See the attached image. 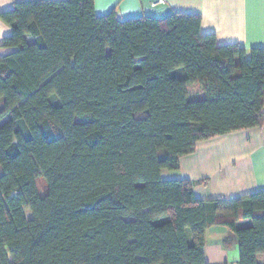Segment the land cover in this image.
<instances>
[{
	"label": "trees",
	"instance_id": "trees-1",
	"mask_svg": "<svg viewBox=\"0 0 264 264\" xmlns=\"http://www.w3.org/2000/svg\"><path fill=\"white\" fill-rule=\"evenodd\" d=\"M0 16V264H221L205 256L213 224L259 264L264 188L202 199L162 170L264 125V46L218 44L198 13L119 18L94 0Z\"/></svg>",
	"mask_w": 264,
	"mask_h": 264
},
{
	"label": "crops",
	"instance_id": "crops-1",
	"mask_svg": "<svg viewBox=\"0 0 264 264\" xmlns=\"http://www.w3.org/2000/svg\"><path fill=\"white\" fill-rule=\"evenodd\" d=\"M15 1L0 0V13ZM94 10L97 14L114 10L119 18L164 16L171 11L198 13L201 31L214 33L218 44L264 46V0H94ZM9 33L10 26L0 16V43ZM4 52L0 47V55ZM162 175L194 181V193L202 199L230 198L263 189L262 125L199 140L192 152L180 157L177 169H163ZM205 256L209 263L239 264L236 234L222 224L209 226ZM257 262L264 264V252L257 254Z\"/></svg>",
	"mask_w": 264,
	"mask_h": 264
},
{
	"label": "built area",
	"instance_id": "built-area-1",
	"mask_svg": "<svg viewBox=\"0 0 264 264\" xmlns=\"http://www.w3.org/2000/svg\"><path fill=\"white\" fill-rule=\"evenodd\" d=\"M262 135H263V140H264V125H262Z\"/></svg>",
	"mask_w": 264,
	"mask_h": 264
}]
</instances>
